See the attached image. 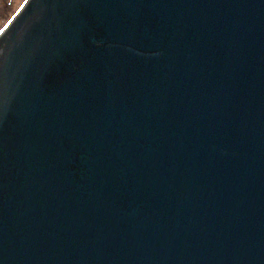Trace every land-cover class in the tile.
<instances>
[{"label": "water", "instance_id": "water-1", "mask_svg": "<svg viewBox=\"0 0 264 264\" xmlns=\"http://www.w3.org/2000/svg\"><path fill=\"white\" fill-rule=\"evenodd\" d=\"M0 264H264V0H27Z\"/></svg>", "mask_w": 264, "mask_h": 264}, {"label": "rangeland", "instance_id": "rangeland-1", "mask_svg": "<svg viewBox=\"0 0 264 264\" xmlns=\"http://www.w3.org/2000/svg\"><path fill=\"white\" fill-rule=\"evenodd\" d=\"M25 0H0V29L5 27L7 19H11L24 5ZM6 19V20H5Z\"/></svg>", "mask_w": 264, "mask_h": 264}, {"label": "bare ground", "instance_id": "bare-ground-1", "mask_svg": "<svg viewBox=\"0 0 264 264\" xmlns=\"http://www.w3.org/2000/svg\"><path fill=\"white\" fill-rule=\"evenodd\" d=\"M14 18H15V15H14L11 19L6 18L8 21H7V23L5 24V26L7 25V27H2V30H3L2 32H3V33H4L5 30L11 25V23L14 21ZM6 19H5V20H6ZM9 21H11L10 24H9ZM3 33H2V34H3ZM2 34H1V35H2ZM1 35H0V36H1Z\"/></svg>", "mask_w": 264, "mask_h": 264}, {"label": "snow or ice", "instance_id": "snow-or-ice-1", "mask_svg": "<svg viewBox=\"0 0 264 264\" xmlns=\"http://www.w3.org/2000/svg\"><path fill=\"white\" fill-rule=\"evenodd\" d=\"M27 4V0H25V4L24 5H21V7H24L25 5ZM11 23V21H9V24ZM5 27H7V25L5 26ZM2 29H0V33H2Z\"/></svg>", "mask_w": 264, "mask_h": 264}]
</instances>
